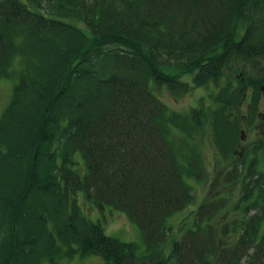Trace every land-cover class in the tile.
I'll list each match as a JSON object with an SVG mask.
<instances>
[{"label":"trees","instance_id":"trees-1","mask_svg":"<svg viewBox=\"0 0 264 264\" xmlns=\"http://www.w3.org/2000/svg\"><path fill=\"white\" fill-rule=\"evenodd\" d=\"M13 79L0 115V264H264V183L250 154L244 174L230 173L236 220L221 197L173 240L168 222L206 180L195 137L209 131L231 159L241 118L255 121L264 0H0V81ZM220 81L212 105L187 113L151 90ZM85 201L123 212L144 250L106 235Z\"/></svg>","mask_w":264,"mask_h":264},{"label":"rangeland","instance_id":"rangeland-1","mask_svg":"<svg viewBox=\"0 0 264 264\" xmlns=\"http://www.w3.org/2000/svg\"><path fill=\"white\" fill-rule=\"evenodd\" d=\"M16 65L17 63L14 62L13 67L16 68ZM15 83L14 79L11 81H0V115L10 101ZM222 84L223 81H220L219 84L215 85L216 87L213 84L196 87L180 96L173 95L167 91V89L163 88H157L155 91L151 87V90L154 96H156L170 110L179 113H187L192 108L202 106L205 108L208 105H212L217 87H221ZM258 98L259 101L257 103L255 121L251 124V127H247L245 117L241 118L244 121L241 123L243 133L242 140L236 155L231 159L223 160L218 157L212 146L209 131L206 130L202 134L200 133L197 135L198 137H195V143L197 147H199V151L204 161L206 180L195 185L194 190H192V203L183 211H180L174 214L172 218H169L168 222L174 226L169 236L171 240L180 236L191 226V222H193L194 219V211L199 205H202V203L208 200L221 197H223V199L226 198L228 200L226 211H229V213H225V218L229 221L236 220L237 215L234 214V212L237 210L236 199L241 195V187L239 181L232 182L234 173H230L233 168H235L237 173L241 172V174H244L248 162L250 161V158L247 157L249 154L251 155L252 160L256 158L255 166L258 171L257 175L259 176L260 174L261 177L263 176L262 181L264 183V143L262 146H256L258 150L253 151L255 145H258L262 140L264 142V93H261ZM247 110L248 106L244 107L243 105L237 109V112L238 114L245 115ZM79 160L80 162L78 163H82L80 158ZM242 162H245V167L240 164ZM257 175L251 174V179H258ZM246 181H248V178ZM225 184L227 186H225ZM81 209L83 215L87 219L100 223L106 235L122 242H132L137 244L139 248L138 252L144 250L139 228L136 224L132 223L123 212L118 211L111 206H103L102 208H99L88 201L81 204ZM221 214H224V212ZM221 214L216 216L215 219H218ZM253 214H259V210H251L248 216ZM102 262L103 260L97 256L83 258L75 256L73 259L59 261L58 264H102ZM42 264L51 263L44 261Z\"/></svg>","mask_w":264,"mask_h":264}]
</instances>
